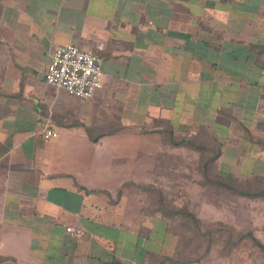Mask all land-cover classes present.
<instances>
[{"label":"crops","instance_id":"obj_1","mask_svg":"<svg viewBox=\"0 0 264 264\" xmlns=\"http://www.w3.org/2000/svg\"><path fill=\"white\" fill-rule=\"evenodd\" d=\"M67 44L104 47L91 99L45 81ZM167 128L264 141V0H0V264H165L129 186Z\"/></svg>","mask_w":264,"mask_h":264},{"label":"rangeland","instance_id":"obj_2","mask_svg":"<svg viewBox=\"0 0 264 264\" xmlns=\"http://www.w3.org/2000/svg\"><path fill=\"white\" fill-rule=\"evenodd\" d=\"M238 131L224 147L205 128H198L190 138L219 149L209 169L212 178H234L241 184L257 179L264 187L263 144L242 141L247 134ZM261 132H255L254 138L259 139ZM168 138L162 134L161 148L151 151L150 179L129 186L137 192L133 210L144 218H159L155 226L165 234V264H264V250L248 237L252 234L264 245V196L244 197L207 182L200 151L173 148ZM159 207L165 213L157 211Z\"/></svg>","mask_w":264,"mask_h":264},{"label":"built area","instance_id":"obj_3","mask_svg":"<svg viewBox=\"0 0 264 264\" xmlns=\"http://www.w3.org/2000/svg\"><path fill=\"white\" fill-rule=\"evenodd\" d=\"M102 45L96 50L82 49L75 44L54 47L51 61L45 73V81L64 89L70 96L87 100L93 98L103 88L104 58L100 54ZM37 133L41 140L48 141L58 136L50 118L37 122ZM67 232L74 237L84 235V230L68 227Z\"/></svg>","mask_w":264,"mask_h":264},{"label":"trees","instance_id":"obj_4","mask_svg":"<svg viewBox=\"0 0 264 264\" xmlns=\"http://www.w3.org/2000/svg\"><path fill=\"white\" fill-rule=\"evenodd\" d=\"M166 134H168L171 143H174L175 145H181V146L194 148L200 151L202 166L204 167V170H205L204 176L206 177L207 182L217 183V185L222 187L221 189L225 188L231 193H235L237 195H241L244 197L255 198V197L264 196V187H261L259 185L260 180L251 179V180H247L244 184H241L240 182H238L237 179H234V178L222 180L218 176H216V178L215 177L212 178L209 175L210 174L209 169L213 168V166L215 165L216 158L220 155L219 149L217 147L215 146L212 147L209 145V143H206V142L197 144L196 143L198 140L197 138H187V137L176 138L173 136L172 131L169 130L168 128H167ZM259 142L262 143L263 144L262 146L264 147V141H259ZM205 152H209V153L206 154ZM157 209H158L157 211L159 212L161 211L165 213V210L163 209V207L161 208L159 207ZM248 237L251 238L254 243L259 245V247L264 250V245H262L254 236H252V234H249Z\"/></svg>","mask_w":264,"mask_h":264}]
</instances>
